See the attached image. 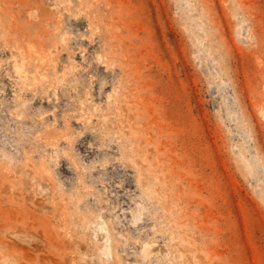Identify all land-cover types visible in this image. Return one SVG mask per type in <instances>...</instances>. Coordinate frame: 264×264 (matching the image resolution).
<instances>
[{"label":"rangeland","instance_id":"obj_1","mask_svg":"<svg viewBox=\"0 0 264 264\" xmlns=\"http://www.w3.org/2000/svg\"><path fill=\"white\" fill-rule=\"evenodd\" d=\"M0 264H264V0H0Z\"/></svg>","mask_w":264,"mask_h":264},{"label":"bare ground","instance_id":"obj_2","mask_svg":"<svg viewBox=\"0 0 264 264\" xmlns=\"http://www.w3.org/2000/svg\"><path fill=\"white\" fill-rule=\"evenodd\" d=\"M99 218H101V217H99ZM100 220V219H99ZM97 221V225L100 227V228H102V225H101V223H100V221ZM101 220H102V218H101ZM102 231H104V229H101ZM152 245H155V244H152ZM157 246V245H156ZM108 247H111L110 246V242H109V246ZM153 250V246H150V243L148 244L147 243V245H145V247H144V252L145 253H149V252H151Z\"/></svg>","mask_w":264,"mask_h":264}]
</instances>
